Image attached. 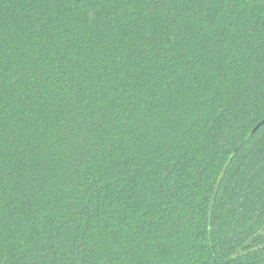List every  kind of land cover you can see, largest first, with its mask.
Wrapping results in <instances>:
<instances>
[{
    "label": "trees",
    "instance_id": "obj_1",
    "mask_svg": "<svg viewBox=\"0 0 264 264\" xmlns=\"http://www.w3.org/2000/svg\"><path fill=\"white\" fill-rule=\"evenodd\" d=\"M264 0H0V264H264Z\"/></svg>",
    "mask_w": 264,
    "mask_h": 264
},
{
    "label": "water",
    "instance_id": "obj_2",
    "mask_svg": "<svg viewBox=\"0 0 264 264\" xmlns=\"http://www.w3.org/2000/svg\"><path fill=\"white\" fill-rule=\"evenodd\" d=\"M263 123H264V119L255 128L259 127Z\"/></svg>",
    "mask_w": 264,
    "mask_h": 264
}]
</instances>
